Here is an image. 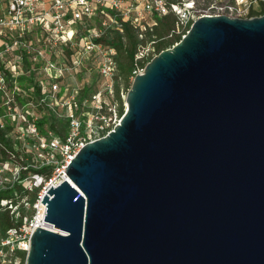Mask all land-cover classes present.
<instances>
[{
  "label": "water",
  "instance_id": "obj_1",
  "mask_svg": "<svg viewBox=\"0 0 264 264\" xmlns=\"http://www.w3.org/2000/svg\"><path fill=\"white\" fill-rule=\"evenodd\" d=\"M43 194L26 264H264V14L203 15Z\"/></svg>",
  "mask_w": 264,
  "mask_h": 264
},
{
  "label": "built area",
  "instance_id": "obj_2",
  "mask_svg": "<svg viewBox=\"0 0 264 264\" xmlns=\"http://www.w3.org/2000/svg\"><path fill=\"white\" fill-rule=\"evenodd\" d=\"M259 1L261 0H210L202 1V3L197 1L196 4L192 2L189 7H185L187 9H183L182 6L168 3L167 0H5L0 13V106L4 108L6 114L0 116V127L9 124L13 129L16 115L26 120L28 133L40 139V143L37 142V144L45 151V154H40L43 159L39 166H51V174L34 172L32 183L25 185L29 190L39 189L37 199L32 205L36 214L33 217L25 216L20 226L10 228L6 236L0 238V257H4L3 251L10 250L14 253L15 249L27 254L31 234L38 226H41L38 215L40 214L42 218L46 208L41 202L43 194L66 178L65 171L68 163L87 142L106 135L122 116L119 114L117 101L108 105L104 99V95L114 94L112 84L106 85L103 93L102 91L90 92L83 98L79 96V89H73L61 100V106L65 108L66 118L69 120V132L63 140L51 132L53 135L44 141L35 122L36 119L30 120L28 117V110L24 114L16 111L17 96H20L18 79L26 72L23 71V64L30 67L28 69L30 73L42 62L45 63V70L54 71V74L48 75L49 79L54 81L50 83L48 89L45 88L46 84L42 79L35 80L43 96L37 99V104L42 105L46 103L47 92H57L58 81L56 80L62 75L60 64L52 58H46V54L58 51L63 59L69 60L70 57L71 64L74 66H80L84 58L92 54L99 55L101 74L111 77L117 70V61L114 58L116 51L112 46L98 41L110 27L121 30L123 23H129L142 38L147 29H151L156 24L155 16L161 17L173 11L178 21L175 29L168 36L179 35L181 39L200 16L253 17L250 16V10ZM95 18L101 19L97 26L91 23V20ZM156 54L158 53L151 43L140 48L135 55V69L132 71L131 78L141 73L146 63ZM3 55H6V59H3ZM8 80L11 81L9 88ZM34 89V85H30L27 90L28 92L32 90L31 93H33ZM122 105L125 111V99ZM5 151L6 159H0V189L10 187L14 182H20V173L27 168L26 165L21 169L11 168L9 160L17 155L11 151ZM20 203L28 205L25 199L19 200L14 205L10 200L2 201V204L7 206L15 217L19 216ZM20 262V258H3L0 264H20Z\"/></svg>",
  "mask_w": 264,
  "mask_h": 264
},
{
  "label": "trees",
  "instance_id": "obj_3",
  "mask_svg": "<svg viewBox=\"0 0 264 264\" xmlns=\"http://www.w3.org/2000/svg\"><path fill=\"white\" fill-rule=\"evenodd\" d=\"M168 3L182 6L181 0H167ZM264 14V7L260 9V11H255L253 9L250 10V16H259ZM156 24L151 27V29H147L144 33L143 37L140 38L136 29L131 27L129 23H123L121 26V30L110 27L106 30L98 41H101L107 45L112 46L115 51V60L117 61V70L114 75L116 79V83L114 84V94L116 96V100L119 103V114L122 115L123 105L121 103V98L119 95L120 83L117 79L123 80L125 82L129 81V78L132 75V71L135 69V55L138 53L139 49L145 47L148 43L152 44L154 50L159 53L161 50L170 47L175 42L180 40L179 35H173L169 37L168 35L172 30L175 29L176 23L178 21V17L173 11H169L166 15L158 17L155 16ZM28 81V86L25 89H28L30 85H34L33 96L37 99H41L43 96L41 95L40 86L35 81L34 76L25 77L23 75L18 79V84L23 87V82ZM130 84H127V90L129 89ZM90 93V89L84 87L80 92L79 96L81 98L87 96ZM17 100L19 101V97L17 96ZM45 109L48 111V116H42L39 119H36L35 122L38 126V129L41 132H44L45 126L48 127V131L52 132L54 136L58 137L60 140L65 139L67 133L69 132V120L65 118L62 127H56L53 118V112L48 108V106L44 105ZM85 116L83 117V120ZM12 131V127L9 124H6L4 127H0V152L2 156L6 155V151H11L15 155H18L16 150L13 148V143L16 141H12L10 138V132ZM30 160V159H28ZM26 169L22 170L20 173V182H14L12 186L0 189V238L5 237L7 231L10 228L18 227L23 223V218L25 217L27 212L25 213V208L20 204L18 206L19 216L15 217L10 213V209L7 206L2 204L3 200H10V202L14 205L20 200V198L25 197L27 199L28 207L32 208L33 203L37 199L38 188H33L29 190L26 188V184L24 183V179L26 177L27 172H37L39 174L50 175L51 166L49 165H36L33 166L32 163L26 164ZM6 249V248H5ZM14 255L21 259V263L24 264L26 259V253L22 250L15 249Z\"/></svg>",
  "mask_w": 264,
  "mask_h": 264
},
{
  "label": "rangeland",
  "instance_id": "obj_4",
  "mask_svg": "<svg viewBox=\"0 0 264 264\" xmlns=\"http://www.w3.org/2000/svg\"><path fill=\"white\" fill-rule=\"evenodd\" d=\"M199 1L202 3L208 2L210 0H181L182 3V8L187 9L185 7H189L192 2L195 4ZM220 1H232V0H220ZM5 5V0H0V13ZM264 7V1L261 0L255 4V7L253 10L255 11H260V9ZM99 18H95L91 20V23L93 25H98L99 24ZM66 50V49H65ZM69 50V48H68ZM71 53V50H69ZM46 58H52L56 60L61 68V76L59 79H55L58 87H57V92H52L48 93V97L46 99V103L44 105L48 106V108L53 112V118H54V123L56 127H62L63 122L65 120L66 116V110L61 106V100L64 99L70 91L73 89H79L81 91L84 87L89 88L90 92H96V91H102V93L106 89V85L112 84V87L114 88V84L116 83V79L114 76L111 77H105L101 74L99 70L100 66V61L101 57L96 54H92L91 56L84 58L82 61V64L80 66H74L71 64V60L69 57V60L66 58H62L57 51L56 53L52 54H46ZM3 59H6V55H3ZM45 63H40L35 69H32V72H28V69L30 67H27L26 65L23 64V71L25 72V77L34 76L35 80H43L44 83L46 84L45 88L48 89L50 88V83H54L52 79H49L48 75L49 74H54V71H47L44 68ZM117 81L120 83V90H119V95L121 98V103H124V99L126 97V89H127V84H131L132 78H129L128 82H125L123 80L117 79ZM11 85V81L8 80V88ZM28 86V81L23 82V88L19 86L20 88V96H19V101L16 100L15 106L17 107V112L20 114H24L26 110H28V117L31 119H39L42 116H48V111L45 109V107L42 105L37 104V98L33 96L32 90L28 92L29 90L25 89ZM104 99L106 103L109 105H112V102L117 101L120 103L118 100H116L115 94L112 96L109 95H104ZM1 104V100H0ZM6 114V111L4 110L3 107L0 106V116ZM88 116V115H87ZM86 116V117H87ZM7 117V116H5ZM12 119V118H10ZM27 119V118H26ZM20 120V121H19ZM9 121V120H8ZM12 121V120H11ZM27 121L23 120L22 118L15 117V120L13 121V129L10 132V138L12 141H16V143H13V148L16 150L18 153L17 156L14 158H11L10 161V167L13 169H21L22 167L28 163H32L33 166L41 164V160L43 159L40 154L44 153L45 151L42 150V147L37 144V142L40 143V139L34 138L30 136V134L27 131V127L25 125ZM43 135L44 141L51 137L53 135L51 132L48 131V127L45 126L44 132H41ZM58 155V154H57ZM0 159H6L5 156H2L0 152ZM30 159V160H28ZM26 177L24 179V183L26 185H29L32 183V173L27 172L26 170ZM22 199H27L25 197L20 198V201ZM21 204V203H20ZM23 208H25V213L26 217H33L36 214L35 209L32 207H28V205L23 204ZM4 252V257H0V261L3 258L10 259V258H16V255L12 253L10 250L9 251H3ZM20 264H22L20 262Z\"/></svg>",
  "mask_w": 264,
  "mask_h": 264
},
{
  "label": "bare ground",
  "instance_id": "obj_5",
  "mask_svg": "<svg viewBox=\"0 0 264 264\" xmlns=\"http://www.w3.org/2000/svg\"><path fill=\"white\" fill-rule=\"evenodd\" d=\"M65 177H67V176H65ZM40 218H41V217H40V214H39V215H38V220H40ZM40 222H41V220H40Z\"/></svg>",
  "mask_w": 264,
  "mask_h": 264
}]
</instances>
